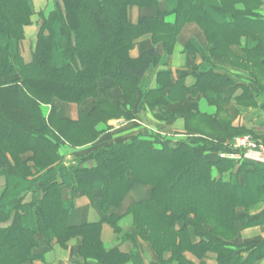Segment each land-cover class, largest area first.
Segmentation results:
<instances>
[{"label": "trees", "instance_id": "16d2710c", "mask_svg": "<svg viewBox=\"0 0 264 264\" xmlns=\"http://www.w3.org/2000/svg\"><path fill=\"white\" fill-rule=\"evenodd\" d=\"M161 1L164 12L129 23V7L148 9ZM32 2L0 0V177L5 178L0 190V264L33 261L39 240H55L65 248L76 237L82 240L76 253L84 261L141 264L137 251L124 254L117 246L106 250L100 240L103 223L116 236L120 233L119 218L108 211L135 185L151 187V197L129 207L134 231L121 240L140 238L160 264H190L185 253L200 262L212 253L217 264L264 259V239L247 246L231 243L238 227L264 226V210L251 211L264 205V164L218 156L234 152L227 144L235 137L250 134L232 127L235 116L264 100L262 0H55L39 26L31 62L25 64L19 43L23 28L31 25ZM171 15L172 25L164 21ZM188 23L202 31L210 58L243 70L247 77L238 79L249 82L237 84L211 69L197 74L189 88L183 77L172 83L168 72L157 74L155 89L141 88L146 71L165 64ZM145 35L153 45H162L163 55L148 50L130 58L135 41ZM242 38L253 41L244 59L230 51ZM103 79L121 92L114 103L97 102L90 112H80L77 121L59 119L54 111L43 117V105L59 101L79 106L96 98ZM197 93L216 108L215 115L200 113L189 101ZM135 105L147 108L158 121L182 118L188 137L174 144L157 136L135 137L95 149L71 165L63 163V144H92L100 136L98 124L133 120ZM25 155L30 157L23 159ZM64 189L69 190L68 200L63 199ZM95 191L100 192L103 220L70 226L74 195L91 197ZM27 196L31 200L25 202ZM166 254L169 258L163 261Z\"/></svg>", "mask_w": 264, "mask_h": 264}, {"label": "crops", "instance_id": "0c3cea01", "mask_svg": "<svg viewBox=\"0 0 264 264\" xmlns=\"http://www.w3.org/2000/svg\"><path fill=\"white\" fill-rule=\"evenodd\" d=\"M55 0H33L34 14L30 18L31 25L23 28V40L19 43V53L25 64L31 62L32 53L36 43V36L38 34L41 22L48 16L53 9V2ZM260 15L264 17V0ZM166 9L164 2H159L156 7L141 9L138 7H129L128 21L132 25L144 17H155L158 12H164ZM167 24H174L175 17L173 15L167 16L164 19ZM192 41L191 47L187 48L189 42ZM253 46V41L242 38L238 45L232 46L230 51L238 58L244 59V50H248ZM210 49L207 40L202 31L194 23L185 24L178 36L171 55L165 58V64L158 65L154 68H149L141 79L140 86L145 90H153L156 88V78L159 72H168L170 74V81L175 83L180 77H183L184 85L189 88L194 86L196 75L207 70H214V72L224 73L228 78L234 79L239 83H248V79L240 81L238 78L247 77V73L243 70L234 68L225 63L222 59L210 58ZM154 50L160 55H163V47L161 44L153 45L151 36L145 35L135 41L133 49L129 52L132 59H136L145 51ZM111 82L103 79L99 83V90L96 98L88 99L81 105L62 103L59 101L53 102L52 106H41L40 110L45 119L49 117L52 111L59 119L77 121L80 112L88 113L92 110L95 103L109 100L114 103L121 95L117 88H109ZM240 88L236 94H240ZM189 101L196 104L200 113L208 116H213L216 113V108L207 103L205 95L197 93L194 97H189ZM261 101V102H260ZM255 108H249L243 111L232 121V127L244 128L250 132L248 134L253 139L264 142V121L254 122L252 118L246 114L250 110L264 112V100L258 99ZM131 112L134 114V119L127 121L124 118L112 119L106 123L97 125L96 130L100 132V136L92 144H88L78 148H71L63 144L59 149V154L63 158V163L71 165L78 158H82L93 150L107 147L115 143H122L131 140L135 137L152 140L151 136H157L162 140L169 141L174 144L177 141L183 140L188 135L184 129V121L182 118H177L171 122H162L154 118L152 113L147 108H140L135 105ZM210 156L209 154L206 157ZM29 155L22 158L27 159ZM243 162L247 163H261L253 153L248 154ZM91 166V164H89ZM0 170L2 164L0 163ZM5 185V178L0 177V190ZM151 187L144 185H135L126 195L122 203L115 208H110L108 215H113L119 218L117 226L120 233L116 236L112 227L108 223L101 225L100 240L106 250L115 246L124 254H130L137 251L141 257V264H160L159 259L151 246L143 242L140 238L135 237L134 241L121 240V237L127 233H132L133 217L128 212L131 205L140 203L150 199ZM70 198L69 190H63V199ZM74 207L68 216V223L70 226H79L84 224L98 223L103 220V215L100 210V192L95 191L91 197L81 195H74ZM31 200L30 196L25 198V202ZM264 210V207L254 211L253 214H258ZM239 213L242 210H238ZM264 239V226H257L248 229L238 227V233L235 239L231 241L236 246H247ZM120 240V241H119ZM81 238L76 237L68 241L65 248L60 247L55 240L50 244L39 240L38 246L33 250V255L36 258L25 264H96L94 261H84L78 257L76 251L81 244ZM194 242L197 240L193 239ZM184 258L190 264H217L216 257L212 253H208L200 262L191 253H185ZM245 256V254H242ZM169 254L163 256L162 260L166 261ZM127 264H132L128 262ZM254 264H264V259L255 262Z\"/></svg>", "mask_w": 264, "mask_h": 264}, {"label": "built area", "instance_id": "2783aa9c", "mask_svg": "<svg viewBox=\"0 0 264 264\" xmlns=\"http://www.w3.org/2000/svg\"><path fill=\"white\" fill-rule=\"evenodd\" d=\"M229 149H231L232 153H219V157L224 159L231 160H242L248 154L253 153L256 155L257 159L261 162H264V143L257 141L250 136H242L233 139L228 144ZM241 152V153H238Z\"/></svg>", "mask_w": 264, "mask_h": 264}, {"label": "rangeland", "instance_id": "374dc122", "mask_svg": "<svg viewBox=\"0 0 264 264\" xmlns=\"http://www.w3.org/2000/svg\"><path fill=\"white\" fill-rule=\"evenodd\" d=\"M261 102V101H260ZM247 111V110H246ZM246 114H248L251 118H252V121L254 122H263L264 121V112H260V111H255V110H250L248 112H246ZM183 120V119H182ZM173 121V120H172ZM184 121V120H183ZM171 122V121H169ZM232 125V124H231ZM233 136H237V135H233ZM244 136H249V135H244ZM238 137H242V136H237L235 138H238ZM251 137V136H250ZM234 138V139H235ZM252 138V137H251ZM264 143V142H263ZM228 145V144H227ZM237 162H240L237 160ZM261 163H264V162H261ZM253 164H258V163H253ZM260 164V163H259ZM263 165V164H262ZM258 206H255V208H253V210H251L252 212L254 210H259L261 209L262 207H264V205H262L261 207L259 206V209H257ZM255 211V212H256Z\"/></svg>", "mask_w": 264, "mask_h": 264}]
</instances>
